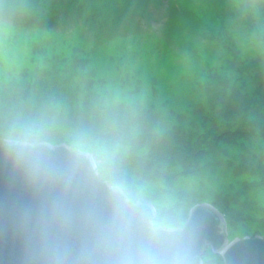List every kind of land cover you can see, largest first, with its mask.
<instances>
[{
  "label": "rangeland",
  "instance_id": "rangeland-1",
  "mask_svg": "<svg viewBox=\"0 0 264 264\" xmlns=\"http://www.w3.org/2000/svg\"><path fill=\"white\" fill-rule=\"evenodd\" d=\"M244 4L94 0L95 18L87 6L79 12L93 31L74 13L58 33L0 24V138L91 154L104 181L154 206V227L181 228L187 220L170 222L208 203L224 212L229 242L264 237V74L234 67L228 48L249 58L243 64H264V16ZM105 28L120 36L106 40ZM42 39L49 44L26 48ZM40 79L51 84L38 88L40 102L38 91L28 102L11 93ZM15 111L29 120L2 119ZM182 137L189 150L178 148Z\"/></svg>",
  "mask_w": 264,
  "mask_h": 264
},
{
  "label": "water",
  "instance_id": "water-1",
  "mask_svg": "<svg viewBox=\"0 0 264 264\" xmlns=\"http://www.w3.org/2000/svg\"><path fill=\"white\" fill-rule=\"evenodd\" d=\"M104 181L95 157L66 144L0 138V264H264V237L229 242L225 216L197 204L181 228L154 227Z\"/></svg>",
  "mask_w": 264,
  "mask_h": 264
},
{
  "label": "trees",
  "instance_id": "trees-1",
  "mask_svg": "<svg viewBox=\"0 0 264 264\" xmlns=\"http://www.w3.org/2000/svg\"><path fill=\"white\" fill-rule=\"evenodd\" d=\"M94 0H0V24L12 26V27H18L28 30H36L39 33H58L65 29L63 26L64 24V16L68 13H74L76 14L74 18H80L85 21L84 26L87 27L88 31H93L94 28V21L87 20L86 18H82V16L79 14V12L82 8L87 6V9H92L94 18L97 15L96 7L93 5ZM253 5L258 8V10L263 14L264 16V0H246V4L243 5L244 10H249V6ZM91 11V10H90ZM65 14L63 17L62 15ZM53 15V16H51ZM66 18L70 21L73 20V17ZM251 18V16H249ZM82 21H79L81 23ZM103 25V24H102ZM104 38L106 40H112L117 36H120V31L111 30L110 28H105L103 32ZM261 39L264 40V35L261 36ZM30 42V41H28ZM26 42V43H28ZM46 44L49 43L45 40H40L39 42H34L31 44H28L26 48L33 49V47H37V45ZM229 50L231 51V55L234 60H231V64L234 65V67H237L240 71H253L256 70L258 74H264V64L262 62L261 57L257 58L255 61H253L252 64L247 65L243 64V62L250 61L249 58H245L241 53V51L237 48L235 44L228 45ZM39 53V52H38ZM48 58H44V60H47ZM76 59V58H74ZM51 61L59 62L56 55H54L51 59ZM78 62V60H76ZM79 64V62L77 63ZM14 86L16 88H11V93H16L17 96L21 98V95L23 98H25L26 102L30 100L31 94L33 95L34 92L38 91V88H41L43 86H50V83H45L44 79H40L38 81L34 82H23V83H14ZM27 86V89H24L23 87ZM39 92V91H38ZM40 93V92H39ZM40 95L43 98L38 99L37 101L40 102L44 99V94ZM91 97L89 98V103L91 104L90 99L93 98L94 101H97L96 95L94 93H90ZM242 100V99H241ZM235 102L237 104H241L242 101ZM13 101H18V99H13ZM41 104V103H40ZM37 105V104H36ZM231 112L234 114L233 118H238L235 114L237 112V108L235 105L231 104ZM95 108H97L95 106ZM20 110V109H19ZM91 111L95 112L94 109H90ZM21 111H15V112H5L6 118L2 119H8L9 122H12L10 120H14L16 122H26L25 120H29V117H22L20 115ZM242 113V112H241ZM240 113V117H241ZM262 114V116H261ZM236 116V117H235ZM261 116V120L258 121V123L264 122V112L259 111L257 112V118ZM234 121V120H233ZM27 136V135H26ZM158 136H153V138ZM183 138V137H182ZM31 140L36 139L35 136L30 137ZM182 144L178 145V148L183 149H190L191 146L189 145V141L185 138L179 140ZM177 147H174L175 149ZM177 150V149H176ZM98 165V163H97ZM99 167V165H98ZM221 211V210H220ZM223 214L224 212L221 211ZM173 213V212H172ZM176 213V212H175ZM176 215V214H175ZM188 213L183 216H180V219L171 221V225L173 227H177L179 225H182V220L185 219V221L188 218ZM225 216V214H224ZM222 261V260H221Z\"/></svg>",
  "mask_w": 264,
  "mask_h": 264
}]
</instances>
